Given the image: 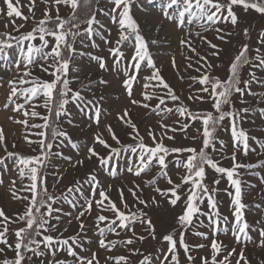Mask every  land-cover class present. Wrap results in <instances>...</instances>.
I'll list each match as a JSON object with an SVG mask.
<instances>
[{
    "label": "snow or ice",
    "instance_id": "snow-or-ice-1",
    "mask_svg": "<svg viewBox=\"0 0 264 264\" xmlns=\"http://www.w3.org/2000/svg\"><path fill=\"white\" fill-rule=\"evenodd\" d=\"M0 117V264H264V0H0Z\"/></svg>",
    "mask_w": 264,
    "mask_h": 264
},
{
    "label": "rangeland",
    "instance_id": "rangeland-1",
    "mask_svg": "<svg viewBox=\"0 0 264 264\" xmlns=\"http://www.w3.org/2000/svg\"><path fill=\"white\" fill-rule=\"evenodd\" d=\"M253 16H255V14H253ZM165 75H166L167 78L172 79V74H171L170 71H166L165 72ZM173 82H174V85H175V87H176V89H177L178 92L182 88L185 87L184 85L180 84L178 81H173ZM185 95H187V92H185ZM0 119H3V118L0 117ZM256 123L259 124V121H257ZM244 127L245 128H250V127H254V126L249 123V124H245ZM253 134H256V133L253 132ZM225 139H227V137H225ZM19 150H21V151H24L25 150L24 145L22 143L19 145ZM240 159H243V157H240ZM228 164H229V162L228 161H225V166H228ZM253 182H255V181H253ZM221 186L223 187V186H226V185L222 184ZM249 200H251V197H249ZM9 211H11V209H9Z\"/></svg>",
    "mask_w": 264,
    "mask_h": 264
}]
</instances>
